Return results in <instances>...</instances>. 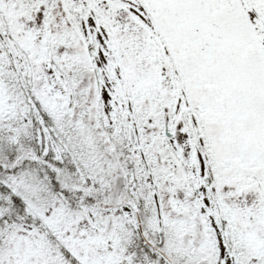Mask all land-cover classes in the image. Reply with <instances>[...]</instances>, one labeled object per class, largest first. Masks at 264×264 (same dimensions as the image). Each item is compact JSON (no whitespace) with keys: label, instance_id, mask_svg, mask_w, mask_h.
I'll list each match as a JSON object with an SVG mask.
<instances>
[{"label":"snow or ice","instance_id":"1","mask_svg":"<svg viewBox=\"0 0 264 264\" xmlns=\"http://www.w3.org/2000/svg\"><path fill=\"white\" fill-rule=\"evenodd\" d=\"M0 264H264V0H0Z\"/></svg>","mask_w":264,"mask_h":264}]
</instances>
